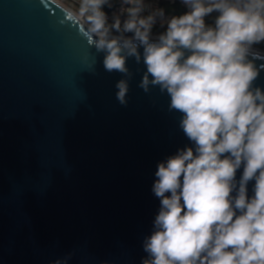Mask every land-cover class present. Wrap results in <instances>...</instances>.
Instances as JSON below:
<instances>
[{
	"label": "water",
	"instance_id": "water-1",
	"mask_svg": "<svg viewBox=\"0 0 264 264\" xmlns=\"http://www.w3.org/2000/svg\"><path fill=\"white\" fill-rule=\"evenodd\" d=\"M68 11L0 0V264H142L158 164L194 145L167 93L139 87L143 62L127 60L131 78L106 71ZM254 51L264 89V51Z\"/></svg>",
	"mask_w": 264,
	"mask_h": 264
},
{
	"label": "clouds",
	"instance_id": "clouds-1",
	"mask_svg": "<svg viewBox=\"0 0 264 264\" xmlns=\"http://www.w3.org/2000/svg\"><path fill=\"white\" fill-rule=\"evenodd\" d=\"M120 2L111 22L103 11L111 0H80L67 17L85 26L106 71L131 78L127 60L143 62L139 87L167 93L194 145L158 164L160 208L142 264H264V89L254 84L264 0H181L188 11L169 19L163 9L143 15L145 0ZM158 19L166 30L154 35ZM116 87L126 104L128 80Z\"/></svg>",
	"mask_w": 264,
	"mask_h": 264
},
{
	"label": "built area",
	"instance_id": "built-area-1",
	"mask_svg": "<svg viewBox=\"0 0 264 264\" xmlns=\"http://www.w3.org/2000/svg\"><path fill=\"white\" fill-rule=\"evenodd\" d=\"M60 4L67 7L72 12H77L79 8L80 0H56ZM65 1V2H64ZM145 4L147 5L146 11L142 13L143 15H147L150 12L156 9H163L164 10V19H169L172 16H177L184 14L188 11V8L181 2V0H145ZM124 7H127L125 5ZM121 9V2L120 0H111V7L107 6V10L104 11L108 17L109 22L112 21L113 14H119ZM125 16H121V20H123ZM209 16L206 17V21L208 20ZM153 34H158L166 30V25L161 27V22L158 19L156 25L153 27ZM264 43L258 44L254 46V49L264 51L263 47Z\"/></svg>",
	"mask_w": 264,
	"mask_h": 264
},
{
	"label": "trees",
	"instance_id": "trees-1",
	"mask_svg": "<svg viewBox=\"0 0 264 264\" xmlns=\"http://www.w3.org/2000/svg\"><path fill=\"white\" fill-rule=\"evenodd\" d=\"M107 10V5H105L104 7H103V11H106ZM216 15H218V13H212L211 15H209V18H208V20L206 21V23H208V24H212L213 22H214V18H215V16ZM154 30V29H153ZM263 47V49H264V46H262Z\"/></svg>",
	"mask_w": 264,
	"mask_h": 264
},
{
	"label": "rangeland",
	"instance_id": "rangeland-1",
	"mask_svg": "<svg viewBox=\"0 0 264 264\" xmlns=\"http://www.w3.org/2000/svg\"><path fill=\"white\" fill-rule=\"evenodd\" d=\"M65 1H67V0H65ZM65 1H64V2H65Z\"/></svg>",
	"mask_w": 264,
	"mask_h": 264
},
{
	"label": "bare ground",
	"instance_id": "bare-ground-1",
	"mask_svg": "<svg viewBox=\"0 0 264 264\" xmlns=\"http://www.w3.org/2000/svg\"><path fill=\"white\" fill-rule=\"evenodd\" d=\"M256 50V49H255Z\"/></svg>",
	"mask_w": 264,
	"mask_h": 264
}]
</instances>
